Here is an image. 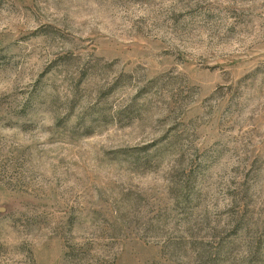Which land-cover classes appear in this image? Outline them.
I'll return each mask as SVG.
<instances>
[{"label":"rangeland","instance_id":"1","mask_svg":"<svg viewBox=\"0 0 264 264\" xmlns=\"http://www.w3.org/2000/svg\"><path fill=\"white\" fill-rule=\"evenodd\" d=\"M0 264H264V0H0Z\"/></svg>","mask_w":264,"mask_h":264}]
</instances>
